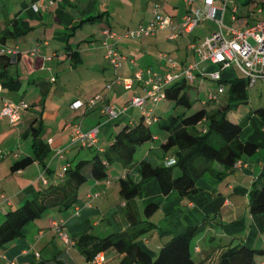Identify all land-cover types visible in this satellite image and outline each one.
I'll list each match as a JSON object with an SVG mask.
<instances>
[{
  "label": "crops",
  "instance_id": "crops-1",
  "mask_svg": "<svg viewBox=\"0 0 264 264\" xmlns=\"http://www.w3.org/2000/svg\"><path fill=\"white\" fill-rule=\"evenodd\" d=\"M179 1L183 4L181 9L178 8ZM214 1L220 8L225 2L218 12L221 21L227 9L231 12V22L246 26L257 21L249 24L241 19L235 2L244 5L243 1ZM136 2L137 7L130 8L136 12L134 16L124 6ZM32 4H39L36 12L32 10ZM154 4H159L160 11L170 16L174 25L187 10L182 0H0V50L10 47L18 52L15 57L0 58V107L4 100L13 105L26 104L25 108L18 109L15 122L0 115V194L4 195V199L0 198V223L7 211L18 208L42 187L60 184L63 164L90 160V150L106 148L112 133L137 123L141 113L128 103L134 94L143 95L150 88L144 82L147 69L174 76L192 63L186 62L184 56L183 61L176 63L168 55V50L178 49L180 35L168 39L166 29L137 39H107L115 44L118 52L132 59L133 64L124 61L114 68L104 58L102 29L107 27L122 33L135 25L147 24L151 19L147 8L152 9ZM257 4L261 13L264 0ZM194 28L185 34H191ZM31 50L35 52L31 54ZM163 55H168L175 67L171 68ZM192 58L198 59L194 53ZM206 65L214 66L207 61L199 63L201 69H206ZM138 68L142 70L141 79L134 77ZM231 68L221 70L223 80L235 77L232 74L235 70ZM77 70L74 79L81 81V89L65 97L61 80ZM194 72L195 77L197 71ZM116 78L132 79L130 88H124L121 82L115 81ZM108 83H111L110 88L105 89ZM95 94L103 95L105 102L118 110L116 117L108 118L101 110V102L92 107L71 108V102H86ZM148 103L155 102L147 99L144 109L150 110V116L145 123H157L158 116ZM226 118L239 125L241 141H252L257 146L252 155L240 159L238 167L224 173L217 174L220 167L214 165L213 170L205 171L195 180V191L184 197L175 190L162 194L157 182L150 180L142 186L140 196L129 202L136 213V224L145 220L141 214L142 206L149 202L157 206L146 220L150 227L135 238L137 245L149 256L154 257L171 237L186 228L197 227L199 231L190 243L191 257L195 261L218 264L220 254L228 245L243 243L253 250H261L260 254H255L254 261L264 264V233L255 226L248 207L253 180L264 168V119L231 109ZM74 125L82 131L97 126L96 145L91 149L70 145ZM30 126L38 128V135L49 146L51 155L44 165L33 161L22 169L12 170L14 162L33 154ZM166 136L165 130L160 135L152 133V139L146 142L154 144L160 140L161 143ZM160 143L156 146L160 154L156 153L154 157H150V151H145L128 167L114 162L111 176L117 183L119 177L138 182L139 161H148L153 166L165 165L166 159L174 157L172 151H162ZM59 150H63L62 157L57 153ZM84 172L87 179L76 188L71 205L64 209L49 207L40 217L23 225L20 236L0 246V264H92L76 243L79 236L88 234L101 238L130 231L133 225L126 219L123 201L116 202V196L120 198L118 185L111 188V181L101 183V180L89 177V168ZM41 177L46 179L45 184ZM62 233L67 241L61 237ZM103 255L101 264H118L123 257L113 249H107Z\"/></svg>",
  "mask_w": 264,
  "mask_h": 264
},
{
  "label": "trees",
  "instance_id": "trees-1",
  "mask_svg": "<svg viewBox=\"0 0 264 264\" xmlns=\"http://www.w3.org/2000/svg\"><path fill=\"white\" fill-rule=\"evenodd\" d=\"M252 0H244L248 3ZM0 58L7 59V55L0 54ZM7 61L4 63L6 64ZM226 87L228 99L233 101L245 100L247 81L242 77L231 80H221ZM190 85L184 77L174 79L163 91L165 99L173 108L179 107L182 111L167 117L158 116L156 119L159 128L167 132V136L159 147L162 151H172L174 163L171 165H155L145 160L137 163L140 180L133 182L128 177L118 178V194L123 201V210L130 225V231L110 234L101 238L82 234L77 240L82 247L87 260L92 259L95 253L113 249L123 257L118 264H202L191 257L190 243L199 231L197 227H189L179 234L168 239L158 250L154 257L149 256L135 242V238L145 232L150 223L147 218L156 210L157 206L149 202L142 206L141 214L145 220L136 224V213L129 202L137 199L141 194L142 186L150 180H155L160 192L167 194L172 190L185 196L195 191V180L207 170H213L214 165H219L217 174L224 173L233 168V164L242 158L252 155L257 146L252 141L239 139L240 127L226 118L227 112L235 106L233 103L219 105L215 109L207 110L205 105L191 113L186 111L191 106L187 91ZM224 92V91H223ZM264 119V107L255 111ZM32 135L31 156H26L14 162L12 170L26 167L33 161L44 165L51 155L49 146L38 135L36 127H29ZM110 144L102 153L97 149L90 150V160H78L68 165L59 177L61 183L56 186L46 185L36 192L37 194L14 210L6 212L0 223V246L20 236L23 225L41 216L49 207L67 208L74 201L76 188L87 179L85 169L89 168V177L96 180L106 179V163L119 162L128 167L133 162L135 148L152 139V133L143 116L133 126H124L119 131L112 133ZM91 149V147H86ZM173 167L178 168V174L173 175ZM71 194L70 197H68ZM248 207L257 229L264 233V168L253 180L249 192ZM261 250H253L243 243H235L220 254L218 264H257L255 254Z\"/></svg>",
  "mask_w": 264,
  "mask_h": 264
},
{
  "label": "built area",
  "instance_id": "built-area-1",
  "mask_svg": "<svg viewBox=\"0 0 264 264\" xmlns=\"http://www.w3.org/2000/svg\"><path fill=\"white\" fill-rule=\"evenodd\" d=\"M187 10L182 15L180 22L174 25L171 21V17L163 14L160 11L159 4H154L151 9V19L147 24H138L135 27L126 29L122 33H115L109 28L104 27L102 34L104 35V58L114 67L117 68L122 62L128 61L134 63V61L124 54L118 52L114 43L107 41V39L118 40L120 38L137 39L141 37H147L153 35L156 31L166 29L168 31L167 38L174 39L182 33H189L192 29L203 20L213 21L216 25V29L206 36L200 45L190 43L188 48L198 57V61L192 62L186 65L178 75H160L157 72H152L147 69V78L144 81L149 84L150 88L144 91L143 95L134 94L128 105L137 107L142 116L148 117L150 110L144 109L147 99H151L152 102H158L165 99L164 87L168 86L174 79L178 77H184L187 81L194 79V71H197L196 76L201 78L208 77L210 80H217L218 86L215 92H210L205 100H202L201 104L205 105L208 102H214L217 99L216 94H221L224 91L223 85L220 83L222 80L221 70L229 68L231 66L236 67L238 71L243 74V78L247 81V85H252L257 79H264V9L261 10L262 17L253 24L246 25L238 28L224 27L221 18L218 16V12L223 9L225 2L222 3V7L215 5L214 0H182ZM31 8L34 12L39 9V4H32ZM233 18V17H232ZM35 51L31 50L33 54ZM17 50L10 47H3L0 50V54L15 57ZM166 59V63L173 68L175 62L168 56L163 55ZM208 62L218 69L207 70L201 69L199 63ZM142 70L138 68L134 73V77L141 79ZM116 82H121L124 88H130L132 79L116 78ZM111 83L105 85V89L110 88ZM97 102L102 103L101 110L108 118H114L118 114V110L110 103L105 102L103 95L95 94L89 98L86 102L75 100L71 102V108L77 109L82 105L92 107ZM26 104L13 105L7 101H2L0 107V115L7 117L11 122H15L18 118V109L25 108ZM74 130L70 138V145L77 144L81 147H93L96 145V138L98 127L82 131L77 125L73 126ZM98 152L102 153L103 148H96ZM59 157H62L63 150L57 151ZM174 158H168L165 161V165H171L174 163ZM241 164L240 160H237L233 167H238ZM68 164L62 165L60 177L63 175V171L67 168ZM41 181L45 184L46 179L41 177ZM0 198L4 199V195L0 194ZM61 237L67 241V237L64 233ZM72 243V242H71ZM104 260L102 251L94 254L90 262L92 264H101Z\"/></svg>",
  "mask_w": 264,
  "mask_h": 264
},
{
  "label": "rangeland",
  "instance_id": "rangeland-1",
  "mask_svg": "<svg viewBox=\"0 0 264 264\" xmlns=\"http://www.w3.org/2000/svg\"><path fill=\"white\" fill-rule=\"evenodd\" d=\"M242 1L244 3V0H240V2ZM258 1L259 0H254L252 2L244 3V5L237 4L235 2V5H237V8H238V14H240L242 17L241 19L249 21V24H250L252 21L258 20L260 19V17H262V14L258 11V8H259V5L257 4ZM137 5H138L137 2L135 3V5L133 3H130V4L126 3L124 7L127 9V12H130L131 14H134V16H136L137 15L136 12L130 11V8L133 6L137 7ZM178 8L179 9L183 8V4L180 1L178 4ZM147 9H149L151 13V8L149 7ZM124 12L125 10H123V13ZM230 14L231 12H229V10L227 9L224 20L222 19L223 26L232 27V29L235 27L242 28L244 26L243 23H238V22H233V21L231 22L229 20ZM111 24L115 25L114 22H111ZM215 29H216V25H214L213 21H208V20L200 21L199 23H197V25L195 26L191 34H184V33L179 34L180 38L178 40V49H174L173 51L168 50L169 51L168 55L176 63L180 60L183 61V56L186 58V62L192 61L194 63L195 60L197 61L198 59L196 58L195 60H192L193 53L190 49L186 47H188L190 43L191 44L194 43L197 46L200 45V43L204 40V38L206 36H209L210 33H212ZM194 35H196L197 37L193 38ZM171 44H173V42ZM166 46L167 45L164 44L165 50H167ZM231 67H232L231 70H235L232 72L233 76L235 75V77H241V78L244 77L243 74L236 69V67L234 66H231ZM204 68H206L207 70H213V69L217 70L218 69L217 66H210V65ZM77 72L79 71L77 70L75 73L74 72L69 73L67 76L65 75L66 76L64 78L65 81L61 80V86L63 87V89H65L64 92H66L62 94L63 96L69 97L70 92H76L78 91V89H81V86H82L80 84L81 81L77 78L74 79V77H77ZM188 84L190 85V87L188 88L187 96H188L189 101L191 102V106L189 107V109H187L186 111L187 114L199 108L202 100H205L207 95L210 92H215L218 86V81L210 80L208 77L201 78L200 76H195L193 80L188 81ZM223 89H224L223 93L216 94L217 96L216 101L210 102L206 106L207 110L215 109L219 105H224L226 103H232V104L234 103L235 106H233V108L231 109L232 111L238 112L239 114H244L245 112H249V114L254 115L255 114L254 111L256 109L264 107V79H257L254 82V84L249 85V86L247 85L245 89L246 98L244 101H241V102L240 101L230 102L228 99L226 87L224 86ZM148 105L151 107V109L154 110V111L152 110L154 114L160 117H165V116L167 117L168 115H176L182 111V109L179 107L173 108L172 104L166 99L161 100L156 103H150V104L148 103ZM149 116L148 117L143 116V122H146ZM147 125L151 133H157L159 135L164 133V130L159 128L157 123L155 122L148 123ZM159 143H160V140L155 142L154 144H151L149 142H146V143L144 142L142 144H139L136 147L135 152L133 154V161L138 160L139 156H141V153H144L145 151L147 152L150 151V157H154L156 153L160 154V151L156 149L157 148L156 146H158ZM149 146L151 147V149H149ZM113 163L114 162H111L108 164V166H106V172H107L106 178L108 179H102L100 182L103 183L104 180H109L111 181L110 187L116 188V186L118 185L117 180L115 179V177L111 176V170L114 169L115 167ZM173 171H174L173 175L178 174V170L176 169V167H173ZM116 202L117 203L121 202V199L118 197V195L116 196Z\"/></svg>",
  "mask_w": 264,
  "mask_h": 264
}]
</instances>
